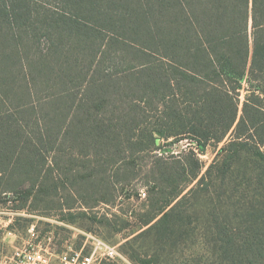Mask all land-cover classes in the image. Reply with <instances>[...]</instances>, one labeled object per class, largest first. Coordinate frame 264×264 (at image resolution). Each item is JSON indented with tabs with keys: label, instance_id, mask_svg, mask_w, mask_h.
<instances>
[{
	"label": "trees",
	"instance_id": "trees-1",
	"mask_svg": "<svg viewBox=\"0 0 264 264\" xmlns=\"http://www.w3.org/2000/svg\"><path fill=\"white\" fill-rule=\"evenodd\" d=\"M263 145L264 0H0V202L16 211L74 223L141 178L140 223L172 245L205 191L213 264H264ZM238 176L251 206L214 191Z\"/></svg>",
	"mask_w": 264,
	"mask_h": 264
},
{
	"label": "rangeland",
	"instance_id": "rangeland-1",
	"mask_svg": "<svg viewBox=\"0 0 264 264\" xmlns=\"http://www.w3.org/2000/svg\"><path fill=\"white\" fill-rule=\"evenodd\" d=\"M171 141L170 144L162 142V149L158 152L166 157L173 154L182 155L193 143L190 139ZM217 149L209 146L205 153L200 154L205 164L202 174L206 172L216 157ZM140 158H142L140 163L152 160L147 155ZM242 171H244L243 165L240 167V172ZM248 177L251 178L252 175H247ZM239 180H241L240 176L232 181L231 186L225 188L218 186L214 191L218 193L223 191V195H227L228 204H236L242 200L237 199L236 195L249 194L246 197L250 201L246 203L247 201L244 200L241 204L251 206V202L258 199L255 193L259 190H256L257 188L255 189L253 185L247 188V191L241 192L242 189L239 190L238 186ZM125 187L123 192L120 189L119 193L122 196L117 198L115 203L102 204L94 211H90L89 218L79 216L74 223L62 220V212L56 210L51 212L16 211L12 208L15 205V197L13 195L2 196L0 202V261L10 256L17 246L28 240L40 241L44 246H49L52 251L59 252L71 245L75 249H83V252L89 253L92 251V241L89 236L96 235L116 246L120 253L116 260H104L103 264H213L210 239L208 237V243H205L198 232L199 229L207 227V212L211 194L203 191L199 197L191 198L189 213L193 223L186 226V230H180L182 236L176 233L172 245H167L162 243L156 231L145 233L149 226L140 223L149 202L150 193L146 183L143 179L137 178L133 184H127ZM128 193L133 195L128 198ZM79 210L81 209H75V211ZM94 216L98 218H92ZM101 217L109 219V222H100Z\"/></svg>",
	"mask_w": 264,
	"mask_h": 264
},
{
	"label": "built area",
	"instance_id": "built-area-1",
	"mask_svg": "<svg viewBox=\"0 0 264 264\" xmlns=\"http://www.w3.org/2000/svg\"><path fill=\"white\" fill-rule=\"evenodd\" d=\"M89 238L92 241V251L89 253L71 245L59 252L52 251L40 241L28 240L17 246L0 264H103L104 260H116L120 256L117 247L101 237L90 235Z\"/></svg>",
	"mask_w": 264,
	"mask_h": 264
}]
</instances>
